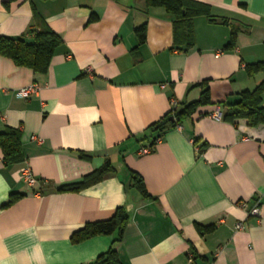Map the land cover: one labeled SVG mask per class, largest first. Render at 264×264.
I'll list each match as a JSON object with an SVG mask.
<instances>
[{
  "label": "crops",
  "instance_id": "crops-1",
  "mask_svg": "<svg viewBox=\"0 0 264 264\" xmlns=\"http://www.w3.org/2000/svg\"><path fill=\"white\" fill-rule=\"evenodd\" d=\"M6 1L0 36L23 37L38 17L62 43L45 74L0 56V132L17 129L24 156L5 166L0 151V264H88L112 246L120 264H264V125L210 117L223 111L220 102L264 81V72L245 73L247 64L264 63V0H196L215 21L192 20L188 49L174 42L165 10L145 0ZM142 24L139 44L134 30ZM232 28L235 46L226 50ZM205 80L213 105L140 154L171 102L196 101ZM33 84L35 94L18 95ZM105 160L113 174L79 192H56ZM25 167L33 187L21 177ZM129 171L149 198L125 191ZM10 194L20 197L1 208ZM254 205L258 216L248 214ZM118 207L128 215L120 242L113 245L115 233L71 241Z\"/></svg>",
  "mask_w": 264,
  "mask_h": 264
},
{
  "label": "trees",
  "instance_id": "trees-1",
  "mask_svg": "<svg viewBox=\"0 0 264 264\" xmlns=\"http://www.w3.org/2000/svg\"><path fill=\"white\" fill-rule=\"evenodd\" d=\"M9 2L10 0H7L5 4L8 5ZM145 4L147 8H162L165 10L172 19L174 42L183 44L185 49L193 46L194 39L191 25L194 18L205 16L209 21H215L210 16V6L196 0H145ZM220 22L227 24L225 20ZM134 32L138 43L143 44L146 39V25L138 26ZM236 32L235 28L231 29L229 40L224 46L226 50L234 48ZM25 36H28L30 40L27 41ZM61 43L60 37L53 33L41 19L36 17L34 26L23 37L9 38L0 36V56L9 58L16 66L28 68L35 74H45L51 58ZM259 72H264V63L258 62L245 66V73L250 77ZM196 86L200 89L199 97L196 101L178 107L176 110L170 108V111L161 120L151 126L155 137L148 145L149 147L153 148L157 144V140L161 139L165 132L175 128L183 120L191 118L201 107L213 105L209 82L205 80ZM263 92L264 81L252 91L244 90L240 92L238 100L220 102L223 108L221 112L222 120L230 124L242 121L249 127L264 125V106L261 105ZM0 151L2 162L5 166L20 163L24 160L20 132L17 129L5 128L0 132ZM79 157L87 159V156L83 153H79ZM113 173L112 165L108 160H105L100 167L93 170L90 174L79 181L59 186L56 192H79ZM126 190L135 191L143 198L150 197L147 194L141 176L133 171H129V179L125 185ZM19 197L17 194H10L1 208L10 206ZM127 220L128 215L125 208L118 207L108 219L84 224L81 229L72 234L71 241L78 243L94 236L115 233L114 245V243L120 242ZM198 229L201 232H209L213 227L198 226ZM88 264H120V260L112 246Z\"/></svg>",
  "mask_w": 264,
  "mask_h": 264
},
{
  "label": "built area",
  "instance_id": "built-area-1",
  "mask_svg": "<svg viewBox=\"0 0 264 264\" xmlns=\"http://www.w3.org/2000/svg\"><path fill=\"white\" fill-rule=\"evenodd\" d=\"M38 86L33 84L27 88L21 89L18 93L19 96L21 97H27L28 95L31 94H35L38 91ZM178 108V104L176 101H172L171 102V109L172 110H176ZM210 117L215 118V119H221V112L217 109L215 110L212 114H210ZM34 140L36 139L35 137H32ZM38 141H40L39 139H37ZM160 141V139L157 140V143ZM153 148L151 147H144L140 150V154H147L149 153ZM21 177L23 179V181L29 186V187H33L36 184V180L32 177L29 168L25 167L21 169ZM240 208L245 209L246 204L245 202L241 201L239 203ZM249 215L252 216H258L259 215V210L257 205H254L249 211H248ZM242 228V224L241 223H237L235 225V230H240Z\"/></svg>",
  "mask_w": 264,
  "mask_h": 264
}]
</instances>
